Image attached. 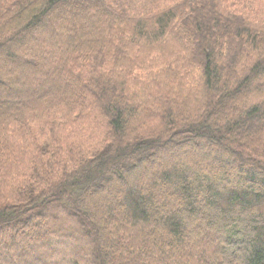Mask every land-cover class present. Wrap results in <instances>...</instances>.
Segmentation results:
<instances>
[{
	"label": "trees",
	"instance_id": "16d2710c",
	"mask_svg": "<svg viewBox=\"0 0 264 264\" xmlns=\"http://www.w3.org/2000/svg\"><path fill=\"white\" fill-rule=\"evenodd\" d=\"M148 1L0 0V64L19 87L9 97L0 81V264H264V0ZM86 117L106 146L59 180ZM186 144L201 165L176 155ZM26 169L42 183L4 191ZM156 197L175 210L154 212Z\"/></svg>",
	"mask_w": 264,
	"mask_h": 264
},
{
	"label": "rangeland",
	"instance_id": "374dc122",
	"mask_svg": "<svg viewBox=\"0 0 264 264\" xmlns=\"http://www.w3.org/2000/svg\"><path fill=\"white\" fill-rule=\"evenodd\" d=\"M175 2L178 0H158V2H156V6L157 7H163V3H169V2ZM151 2V0L148 1V3ZM165 5V4H164ZM167 5V4H166ZM69 24H72V22H70ZM59 39L61 40V42L63 43V46L65 47L68 46V44H71L72 42V37L70 34H63L61 31L58 30L57 32ZM46 35V33H45ZM43 35V36H45ZM37 38H39V36H37ZM40 40V39H39ZM36 41H38V39H36ZM35 41V42H36ZM33 47V46H32ZM14 51V50H13ZM16 52V51H14ZM38 53V51H35V54ZM158 57L157 60L155 62V64H161L164 61V58H169L172 50L170 48H161L158 50ZM164 57V58H163ZM27 61L30 60V58H26ZM4 62H2L0 64V81L4 83L5 85V91L7 92V94L9 95V97L11 96L12 93H17V90L19 92V87L16 85H10L4 77V74H6V68L8 66H5V64H3ZM129 63L127 61H122V67L128 66ZM118 66V65H117ZM6 67V68H5ZM117 68V67H115ZM32 69H36L34 66H32ZM44 70V67H43ZM49 70H47V72H49ZM201 74L199 70H194V73L191 77V79L189 80L191 86L193 88H197L199 86V80L197 75L195 74ZM136 74H140L139 72H136ZM195 75V76H194ZM117 76H119L117 74ZM152 75H145L143 78L144 79H148L150 78ZM175 85H177L175 83ZM131 93H134L135 91H139V86L138 84H133L132 86L130 85V82L128 80V85L127 88H130ZM169 90H174V91H178L177 88L175 86H171L167 91ZM128 92V91H126ZM176 101L173 105L172 109H178V110H187L185 107L182 106V103H184V100L181 97H176ZM188 105L190 106H194L195 101H188L187 102ZM158 122H133L132 125H144V131L146 132H152L154 131L156 128H159L161 126V121L159 119H157ZM80 125H75L73 127H71L70 132H69V144L72 147V149H66L64 148L62 151V156L59 158V160L57 162H55V169L58 173V179H62V175L63 173L66 172H74L76 169H78V167H80L83 163H86L87 160H90L94 157H97L105 148L106 144H101L99 143V139L104 135L105 133V125L103 124V122L96 120L94 117L93 118H84L82 121H80ZM202 145V144H201ZM193 144H186L183 146H177L174 152L176 153V155L178 154H183L184 156H190L193 155L194 157L197 158L196 162H198L197 164H200V160L201 162L204 160L203 157L199 156V153L195 150L197 148H194ZM213 151V150H212ZM216 151V150H214ZM213 151V152H214ZM201 153H203L204 155L209 154L211 151H208L206 149H204L203 151H200ZM217 152V151H216ZM162 157H164V155H160L158 156V160L156 161V164L151 167V168H163L165 167L164 163H163V159ZM37 157H34V151L32 150V155H29L27 157H23V161L30 162L33 160H36ZM229 160V159H228ZM183 165H186L184 162H182ZM234 163V164H233ZM232 167L235 168V162H233ZM196 165V164H195ZM201 165V164H200ZM42 171H46V172H50L47 169H44ZM17 174H22L24 176H27L29 178L28 182L24 185L21 186H17L14 183H8L5 182L4 184V191H11L13 189H18L19 187H29L32 183H42L41 177L38 176V174L36 173V171H29V170H24V172L22 173V170L17 173ZM142 174V173H141ZM5 185L9 186V187H5ZM134 186V185H133ZM134 188V187H133ZM93 195L98 197V193L96 191H94L92 193ZM115 197V195H111L108 196L107 198H105L104 200L109 203L110 201L113 200V198ZM157 199L156 201V206L153 208L154 212H164L165 214L169 213V212H173L176 208V205L174 203L173 200H166L164 201L162 198L156 197ZM14 197L11 195H4V207L9 203L8 200H13ZM49 221L51 222H57V217H55L53 214L49 213L46 217ZM67 226V225H64ZM192 229V228H191ZM190 229V230H191ZM162 233L168 236L167 230L163 229ZM160 235V233H158ZM5 235V234H3ZM7 236H5L4 238V244L6 247L9 246V241L6 239ZM79 242V241H78ZM216 243V242H215ZM58 258H64V261H67L69 259L72 258L74 251L77 249V247H72L70 248V244L67 245V247H59L58 248ZM6 256V254H5ZM4 256V263H6V257ZM22 257V256H20ZM18 257V258H20ZM23 260H26L25 257H22ZM17 260V259H16ZM82 260L78 259L76 264H79ZM69 263V262H68ZM47 264V263H46ZM50 264V263H49Z\"/></svg>",
	"mask_w": 264,
	"mask_h": 264
}]
</instances>
